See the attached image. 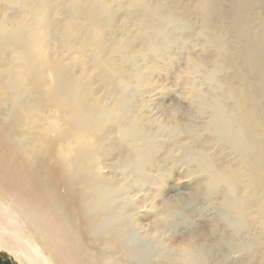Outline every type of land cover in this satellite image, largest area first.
<instances>
[{"label": "bare ground", "instance_id": "bare-ground-1", "mask_svg": "<svg viewBox=\"0 0 264 264\" xmlns=\"http://www.w3.org/2000/svg\"><path fill=\"white\" fill-rule=\"evenodd\" d=\"M220 6L0 0V253L17 264H264V0L232 1V40L210 26ZM184 31L212 63L189 62L209 85L193 97L235 155L197 157L208 188L223 194L232 233L167 243L158 232L169 222L155 215L147 232L129 195L136 179L152 178L162 149L133 99L158 52L188 47Z\"/></svg>", "mask_w": 264, "mask_h": 264}, {"label": "rangeland", "instance_id": "rangeland-1", "mask_svg": "<svg viewBox=\"0 0 264 264\" xmlns=\"http://www.w3.org/2000/svg\"><path fill=\"white\" fill-rule=\"evenodd\" d=\"M219 1L220 13L211 18L210 26L232 40L226 27V16L232 13L233 0ZM186 2L181 0L182 4ZM188 19L194 28H199L194 14L188 15ZM185 34L182 32L188 47L181 48L172 43L166 50L158 52L157 68L149 75L142 94L133 99L135 104H140L141 115L149 121L148 124L151 123L149 127L158 139L157 144H162V149L150 172L152 178L148 181L136 179L128 188L129 195L143 206L137 212V221L145 224L147 232L151 230L155 215L162 217L165 223L169 222L164 230L158 232L167 243H177L191 234L199 239L205 232L211 239H224L232 233V227L226 224L229 217L223 206V194L208 188V175L199 171L197 157L203 154L212 156L218 164L235 163V155L220 147L209 125L213 115L211 110L193 97L195 88L206 91L209 85L204 82L201 71L190 70L188 65L191 60H202L207 51L198 37L191 32ZM202 61L204 67L212 64L206 59ZM4 108L8 113L9 109ZM181 148H188L195 159L185 155ZM101 172L110 174L109 169ZM115 179L120 180V177ZM169 205L171 208L167 212ZM213 224L219 226L216 235L210 229ZM7 257L10 256L7 254Z\"/></svg>", "mask_w": 264, "mask_h": 264}, {"label": "flooded vegetation", "instance_id": "flooded-vegetation-1", "mask_svg": "<svg viewBox=\"0 0 264 264\" xmlns=\"http://www.w3.org/2000/svg\"><path fill=\"white\" fill-rule=\"evenodd\" d=\"M0 264H17L12 260L11 257H7V254L4 252L0 253Z\"/></svg>", "mask_w": 264, "mask_h": 264}]
</instances>
